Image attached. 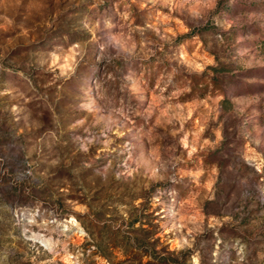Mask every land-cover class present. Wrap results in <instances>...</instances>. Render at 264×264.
Listing matches in <instances>:
<instances>
[{
	"label": "rangeland",
	"instance_id": "rangeland-1",
	"mask_svg": "<svg viewBox=\"0 0 264 264\" xmlns=\"http://www.w3.org/2000/svg\"><path fill=\"white\" fill-rule=\"evenodd\" d=\"M0 264H264V0H0Z\"/></svg>",
	"mask_w": 264,
	"mask_h": 264
}]
</instances>
